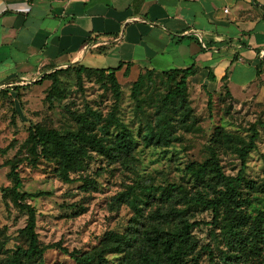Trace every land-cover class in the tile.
Instances as JSON below:
<instances>
[{"label":"rangeland","instance_id":"obj_1","mask_svg":"<svg viewBox=\"0 0 264 264\" xmlns=\"http://www.w3.org/2000/svg\"><path fill=\"white\" fill-rule=\"evenodd\" d=\"M87 64H91L87 65L90 69L80 78L75 73L76 67L57 68L58 92L51 90L52 79L46 77L0 89V264H10L13 251L28 246V240L20 232L27 215L14 204L11 192L9 169L15 159L20 161V191L47 193L25 199L36 211L35 231L40 245L59 241L68 250L90 254L104 249L105 235L109 232L124 233L131 226L136 233L137 229L145 231L152 226L173 228L175 220L164 221L162 216L170 205L185 208L191 221H211L212 213L200 205L178 202V194L170 204L146 188L174 183L182 185L188 195L207 198L218 195L223 189L221 185L207 176L196 178L186 166L208 157V147L215 145L213 136L217 130L248 141L251 125L264 121V81L243 92L233 89L234 95L225 94L224 90L211 95L209 109L202 86L190 85L185 103L176 99L165 106L162 99L176 79L169 77L167 71L157 72L150 78L144 76L137 106L130 91L138 75L117 74L120 99L115 114L131 131L132 149L117 158L89 149V156L82 158L69 173L73 180L64 182L58 176L57 159L40 158L35 165L30 164L26 137L28 128L38 125L62 134L95 133L105 144L113 142L119 129L111 125L104 133L101 127L113 107L114 97L109 82L97 69L114 65L108 60H91ZM159 118L166 122L168 143H148L146 135L156 129ZM83 119L91 123L92 130L83 125ZM256 129V147L249 151L244 180L236 188L231 209L234 220L229 222L220 208L216 224L196 225L191 234L198 240V248L183 264H264V238H253L248 232L251 219L258 211H264V125L257 124ZM216 151L223 172L236 175L240 168L237 151L227 146H217ZM123 196L134 200L138 215L129 202L121 199ZM237 235L245 237L241 246L229 238ZM103 257L101 264L127 261L125 252L104 250ZM131 261H137L134 253ZM95 263V259L91 261ZM20 264L75 262L68 254L49 248L42 257L22 259Z\"/></svg>","mask_w":264,"mask_h":264},{"label":"crops","instance_id":"obj_2","mask_svg":"<svg viewBox=\"0 0 264 264\" xmlns=\"http://www.w3.org/2000/svg\"><path fill=\"white\" fill-rule=\"evenodd\" d=\"M91 60L243 92L264 81V0H0V89Z\"/></svg>","mask_w":264,"mask_h":264},{"label":"trees","instance_id":"obj_3","mask_svg":"<svg viewBox=\"0 0 264 264\" xmlns=\"http://www.w3.org/2000/svg\"><path fill=\"white\" fill-rule=\"evenodd\" d=\"M76 67L75 73L80 78L81 74L90 69L82 64L68 65ZM121 64L119 63L115 67L110 68H98L101 76L107 79L110 84L111 91L114 97V104L110 112L105 118V123L102 125L101 130L106 133L108 128L113 125L119 129L115 136V139L111 144H105L102 137L97 136L95 133L80 131L77 133L68 132L62 134L57 129H45L38 125H31L28 128V134L26 137V143L28 144V150L31 155L29 160L30 164L35 165L37 160L42 159H57L59 163L58 176L64 182H71L73 179L69 173L73 171L79 161L82 158L89 156V149H96L101 154L106 155L108 158H117L122 154H129L132 149V135L131 131L127 128L126 124L120 121L115 112L118 107L120 99V84L116 77V71L119 70ZM54 69L49 73L44 74L41 79H52L51 90L58 92L57 90V71ZM61 70V69H60ZM168 72L169 77L175 80V85L172 89L168 90L163 99L162 105H168L170 101L179 99L181 103H185L187 99V87L188 78L195 74L193 66L188 68H172L164 71H155L154 69H145L141 71L137 78L131 84L130 95L133 100L136 101V105L139 106V99L137 97L140 83L144 76L150 78L157 72ZM259 72V71H257ZM124 76L128 75V67L123 72ZM208 79L213 80L214 76L209 72ZM226 77H224L225 81ZM207 95V108L211 106V93L207 91L206 85L203 84ZM224 93L231 95L225 85H223ZM50 97V93L48 94ZM97 118V114H95ZM100 115L98 116V119ZM83 125L92 130V125L85 119L82 120ZM257 124L264 125L263 122H257L251 125V135L248 141L240 138L239 136L217 130L213 136L215 145L208 147V157L200 163H189L186 166V170L193 173L196 178L208 177L209 180L223 187L218 195L207 198L188 195V192L180 184L170 183L166 186H155L146 188L151 193H157L158 198L161 201L173 203L176 194L179 195L178 199L186 205L195 204L200 205L204 210H209L212 213L211 221H191L186 216L185 208H177L173 205L169 206L166 213L159 214L163 216L164 221L175 220L174 227L171 229H164L161 226H152L150 229L140 231L134 227H129L124 233L109 232L107 233L106 240L104 241V249L95 251L90 254H81L78 250H68L62 246L59 241L53 242L44 246H41L38 240V235L35 231L36 227V211L35 208L29 203L25 202L27 197H38L45 195V192L25 193L20 191L22 185L21 178L18 173V166L20 161L14 160L10 163L9 176L13 182L11 187L12 198L14 204L22 211L26 212L27 219L24 227L20 229V232L28 240V246L26 248H16L11 257L10 264H20L22 259H31L33 257H42L44 251L49 248H55L68 254L75 262V264H91L92 260H96L95 264H101L104 259V250L111 252H125L127 261L125 264H183L184 260L193 254L198 248V240L191 234L192 229L198 224H216L218 220V213L220 208L223 209L227 220L232 222L234 215L232 213V206L236 197V188L244 180V168L246 159L249 155V151L256 147V139L258 137ZM166 122L159 118L156 121L155 130L152 129L146 139L148 143L154 144H167V129ZM240 144V145H239ZM227 146L234 148L240 159V168L236 175H227L223 172L220 165L216 147ZM126 194H129L127 192ZM122 200H126L132 206L135 211V215L139 214V209L134 203L133 199H129L127 196L121 197ZM140 231V232H139ZM248 232L253 238H264V211L260 210L251 219L248 224ZM241 244L245 237L233 236L229 237ZM252 242V241H251ZM134 253L137 256V261H131V255Z\"/></svg>","mask_w":264,"mask_h":264}]
</instances>
